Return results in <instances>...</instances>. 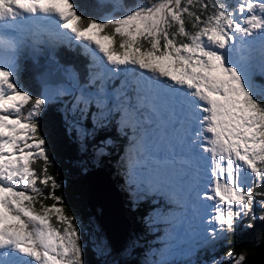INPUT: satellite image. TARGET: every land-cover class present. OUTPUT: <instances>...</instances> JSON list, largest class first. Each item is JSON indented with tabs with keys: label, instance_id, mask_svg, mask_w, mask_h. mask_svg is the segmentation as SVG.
<instances>
[{
	"label": "snow or ice",
	"instance_id": "snow-or-ice-1",
	"mask_svg": "<svg viewBox=\"0 0 264 264\" xmlns=\"http://www.w3.org/2000/svg\"><path fill=\"white\" fill-rule=\"evenodd\" d=\"M58 47L81 63L34 94L23 61ZM58 102L96 156L128 139L134 198L179 204L198 248H225L210 264H246L233 238L264 223V0H0V264H85L41 131Z\"/></svg>",
	"mask_w": 264,
	"mask_h": 264
},
{
	"label": "trees",
	"instance_id": "trees-1",
	"mask_svg": "<svg viewBox=\"0 0 264 264\" xmlns=\"http://www.w3.org/2000/svg\"><path fill=\"white\" fill-rule=\"evenodd\" d=\"M126 2L132 3L134 0H126ZM145 2H147V0H145ZM119 14L120 13H117V15ZM46 51L49 55L46 54L41 57L38 56L34 60L25 59L23 61L26 68L23 73V82L34 94H38L43 90L42 81L36 76L41 75L46 69H53L55 67V61L59 69L60 66L69 61L76 64L82 61V57L78 55L77 52H70L66 47H59L55 50H45V52ZM54 72L56 71L52 73ZM62 108L63 105L59 102L50 107L42 118L41 131L47 138L49 155L53 161L49 171L57 181L62 184V188L57 191V194L64 197V203L67 205L69 214L79 217L82 221H88L89 218L95 216L89 206V196H91V192L93 191L89 178L91 174L87 173L85 178L84 173L88 170L100 169L105 173L113 189L116 193L118 192L117 194L121 198L120 201L123 206V214L128 219L130 225L126 234L132 237L133 234L144 233L146 229L144 226L145 222H143L142 219L146 215L148 209L153 205V201L148 197L143 201L133 204L134 202L132 199L127 196L129 195V191L135 190L133 185H130L128 181L124 180V178L128 177L124 172L127 162L126 154L129 146L128 139L123 136H118L113 131L112 136L114 143L108 150V154L98 157L94 152V141H86L82 147L81 141L77 139L75 133L69 132L68 125L64 120V113L61 111ZM86 169L87 171L84 172ZM120 187H124L125 191L123 192V190H121V192H119L117 188ZM46 203H51V201H47ZM102 208L103 207L100 206L99 212L101 214L103 211ZM97 220L99 221L98 218ZM99 225L104 229L102 224ZM83 239L85 242L83 244L85 264H103L101 259L95 255L90 242L85 236H83ZM263 240L264 223L256 222L253 229L234 237L233 245L236 247L237 251H245L248 258L254 253L257 245ZM142 249V247L138 246L133 252L135 256L127 259L126 262L122 264H139L134 259L140 256ZM224 250L225 248L221 247L218 252L220 253L219 255H222ZM142 260L146 262L144 258Z\"/></svg>",
	"mask_w": 264,
	"mask_h": 264
},
{
	"label": "rangeland",
	"instance_id": "rangeland-1",
	"mask_svg": "<svg viewBox=\"0 0 264 264\" xmlns=\"http://www.w3.org/2000/svg\"><path fill=\"white\" fill-rule=\"evenodd\" d=\"M58 78V76H50V79L53 81L58 80ZM60 81H64V79L57 82ZM153 151L156 152L155 159L163 160L164 153L162 150L153 149ZM147 163L149 167H155L151 159H149ZM125 168L124 172L128 176L127 162ZM86 171L87 169L84 170V172ZM100 171V169L99 171L95 169L90 178L93 191L91 192L89 203L92 209L100 200L99 197L96 196L98 188L100 187ZM140 171L146 173V169L144 168H141ZM124 180L128 181L129 177L124 178ZM133 186L135 189V185ZM117 189L119 192H121V190H123V192L125 191L124 187ZM133 192L134 191H129V195H127L132 199L134 202L133 204L145 199L136 200L133 196ZM149 198L152 199L153 205L148 209L146 215L142 219V221L145 222L144 226L146 231L144 233L133 234L132 237H129L127 234L122 244L119 245L120 238H116L113 241L111 236L106 232L108 231L107 228L105 227V230L99 225H104V223L108 225L109 220H107V217L104 215L100 217V219H103V221L100 220L101 223L94 215V217L89 218L88 221H82L79 217H76L81 228L82 244L85 243L83 239V236H85L90 242L95 255L101 259L103 264L125 263L127 259L135 256L133 252L138 246L143 248L140 256L134 259L139 264H210L213 256L217 258L221 256L219 255L220 253H218L221 248L219 246L215 249L211 247H197V239L192 234L189 224L185 221L183 216L184 210L179 204L171 203L160 195L150 196ZM96 208L99 214L100 206L97 205ZM124 234V231L120 232V237L122 238ZM118 245L120 246L119 248H117ZM143 258L146 262L142 260Z\"/></svg>",
	"mask_w": 264,
	"mask_h": 264
},
{
	"label": "water",
	"instance_id": "water-1",
	"mask_svg": "<svg viewBox=\"0 0 264 264\" xmlns=\"http://www.w3.org/2000/svg\"><path fill=\"white\" fill-rule=\"evenodd\" d=\"M95 171V169H93V170H88L86 173H84L85 174V178H86V174L87 173H90V174H92L93 172ZM98 171H99V169H98ZM101 173H100V176L99 175H97V176H99V177H101L102 175H105V173L101 170L100 171ZM105 177H107L106 175H105ZM87 180V179H86ZM102 180V179H101ZM103 181V187H105L106 188V191H107V194L109 195V193H111L112 192V194H114L115 195V199H116V201H117V203H118V206H119V216H120V220H121V223H119V224H116L112 219H111V217H109L110 215H109V212H108V201L106 200H102L99 196V199L101 200V201H103V203H104V205H105V208L107 209V211H102V213L104 214V216L105 217H107V219L109 220V223H108V225L110 226V228H112V229H114V227L118 230L117 231V234L118 235H116V238H120L119 239V245L122 243V241H123V239L126 237V233H127V230L129 229V227H130V225H129V222H128V219L124 216V214H123V206H122V203H121V198H120V196L116 193V191L113 189V186L111 185V183H110V180H108V178L104 181V180H102ZM88 184H89V182H88ZM109 184V185H108ZM106 185H107V187H106ZM102 187V188H103ZM89 188H90V184H89ZM90 194V193H89ZM90 197V196H89ZM101 201H99L95 206H94V208L92 209V212L95 214V216L98 218V219H100V217L103 215V214H101L100 212H99V214H98V212H97V209H96V206L97 205H99V206H101V207H103V205L101 204ZM89 206H91V204H89ZM92 207V206H91ZM102 209H104V207L102 208ZM107 212V213H106ZM98 215V216H97ZM100 215V216H99ZM112 221L115 223V226L113 227V224H112ZM122 221H123V223H122ZM100 223H101V221H99ZM125 224V225H124ZM102 226L104 227V229H105V226L102 224ZM124 226V227H123ZM124 229H123V228ZM106 230V229H105ZM120 230H122V231H124L125 232V235L121 238L120 237V232H122V231H120ZM107 232V234L109 235V233H108V231H106ZM115 238V239H116ZM112 241V240H111ZM114 241V240H113ZM112 241V242H113ZM113 244H114V242H113ZM118 245V247L117 248H119L120 246ZM117 250V249H116ZM246 264H264V240L260 243V244H258L257 245V247H256V250L254 251V253H252L248 258H247V261H246Z\"/></svg>",
	"mask_w": 264,
	"mask_h": 264
},
{
	"label": "bare ground",
	"instance_id": "bare-ground-1",
	"mask_svg": "<svg viewBox=\"0 0 264 264\" xmlns=\"http://www.w3.org/2000/svg\"><path fill=\"white\" fill-rule=\"evenodd\" d=\"M47 74H49V72H44L43 73V76H45L46 77V75ZM58 75V74H57ZM41 78V77H40ZM49 82H53L52 80H50V79H47ZM89 178H91V175L89 176ZM101 179L102 180H106L107 179V177H105V175H102L101 176ZM102 180H100V184H99V188H98V193H96V196L98 197H100L102 200H107L108 201V212H109V217H111V219L116 223V224H119V223H121V220H120V216H119V206H118V203H117V201H116V199H115V195L114 194H112V192L111 193H109V195L107 194V191H106V188L105 187H103L102 188V186H103V181ZM109 185V184H108ZM106 187H107V185H106ZM99 201H101V200H99ZM101 204L103 205V207H104V209H103V212L104 211H107V209L105 208V205H104V203H103V201H101ZM107 213V212H106ZM103 214V213H102ZM104 215V214H103ZM102 215V216H103ZM100 220H102L103 221V219H99V221ZM108 220V219H107ZM112 221V224H113V227L115 226V223ZM110 225V224H109ZM109 225H107V223H104V226L107 228V230H108V233H109V235L111 236V238L113 239V240H115V238H116V235H117V229L114 227V229H112V228H110V226Z\"/></svg>",
	"mask_w": 264,
	"mask_h": 264
},
{
	"label": "flooded vegetation",
	"instance_id": "flooded-vegetation-1",
	"mask_svg": "<svg viewBox=\"0 0 264 264\" xmlns=\"http://www.w3.org/2000/svg\"><path fill=\"white\" fill-rule=\"evenodd\" d=\"M58 48H59V47H58ZM56 49H57V48H56ZM46 54L49 55L48 52H47V51L45 52V50H44V51H42V52L36 54L34 58H29V59L34 60V59H36L38 56L41 57L42 55H46ZM58 63H59V62H58ZM52 64H53V63H52ZM52 64H49V65H52ZM53 69H54V70H53ZM53 69L49 68V69H46V70L43 71V73H44V72H49V74L46 75V78H47V79H50V76H58V77H59L58 80L53 81L52 79H50V80L53 81V82H50V83H53V84L63 83L64 81L57 82V81L62 80V79H64V78H63V76H62V73H60V69H59V66L57 65V62H56V61H55V67H54ZM53 71H56V72L52 73ZM43 73H42L41 75H37L36 77H37V78L39 77V79L41 80L40 77L43 75ZM57 74H58V75H57ZM54 82H57V83H54Z\"/></svg>",
	"mask_w": 264,
	"mask_h": 264
}]
</instances>
